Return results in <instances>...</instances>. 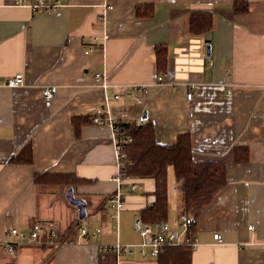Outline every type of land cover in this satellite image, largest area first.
Returning <instances> with one entry per match:
<instances>
[{"label": "crops", "instance_id": "crops-1", "mask_svg": "<svg viewBox=\"0 0 264 264\" xmlns=\"http://www.w3.org/2000/svg\"><path fill=\"white\" fill-rule=\"evenodd\" d=\"M44 1L56 10L0 0V264H99L101 249L116 244L132 249L115 264H158L148 250L142 255L137 228L155 201V181L121 177L110 119L150 121L166 145L189 132L195 162L226 164L227 185L193 226L191 264H264V0H247L243 14L234 0ZM196 11L213 15L211 31L189 32ZM158 44L168 48L165 75ZM18 73L25 84L7 86ZM49 87L52 100L43 96ZM98 117L104 124L93 122ZM76 118L90 121L77 128ZM27 144L32 162H16ZM238 147L249 150L247 163L235 162ZM37 174L77 181L37 185ZM70 187L86 202L83 220L66 198ZM117 192L125 207L113 216ZM183 221L181 205L169 211L166 224L180 239ZM36 223L53 225L56 236L7 252L9 231Z\"/></svg>", "mask_w": 264, "mask_h": 264}, {"label": "trees", "instance_id": "trees-1", "mask_svg": "<svg viewBox=\"0 0 264 264\" xmlns=\"http://www.w3.org/2000/svg\"><path fill=\"white\" fill-rule=\"evenodd\" d=\"M144 11V10H143ZM138 9L137 16H152L153 11L143 12ZM234 11L246 13L247 0H234ZM213 15L209 12L196 11L190 15L189 32L202 35L213 29ZM157 71L165 75L168 68V48L165 44L155 46ZM87 118L74 119L75 126L80 128L89 123ZM126 130V137L132 139L124 148L125 165L122 168L124 177L152 178L155 181L153 205L140 212V222L160 226L169 220V173L172 170L176 189L182 196L181 217L191 218L192 228L188 236L193 237V226L200 215L208 208L217 194L227 185L224 163H198L193 159L191 134L187 132L178 137L174 144H160L156 140L155 128L150 121L137 123H120ZM33 160L32 145L27 144L15 158L16 162L30 163ZM249 150L245 147L235 149V162L247 163ZM77 178L72 175L41 174L35 176L37 185L72 184ZM193 250L185 245L167 247L157 257L158 264H191ZM117 255L112 251L101 249L99 264H115Z\"/></svg>", "mask_w": 264, "mask_h": 264}, {"label": "built area", "instance_id": "built-area-1", "mask_svg": "<svg viewBox=\"0 0 264 264\" xmlns=\"http://www.w3.org/2000/svg\"><path fill=\"white\" fill-rule=\"evenodd\" d=\"M34 8H42L47 12H53L56 10V7L49 6L45 3L44 0H39L38 4L34 6ZM162 81V78H159ZM95 81L97 84L103 83V76L101 74L95 75ZM25 84V77L24 74L18 73L9 81L7 82V86L9 87H19ZM134 90H138V88H134ZM56 95V88L49 87L44 89L43 96L47 100H52ZM128 96L129 92L125 91L124 94H118L115 96L116 99H120L123 96ZM192 93H188V99L192 98ZM94 123L97 124H104V120L101 118H94ZM110 125L113 128V133L115 137L116 143V153L118 159V165L120 170L121 177H124L122 173V168L125 165V154L124 148L125 146L132 141L131 138L126 137L125 133L126 130L119 125V122L110 119ZM133 190H135V186H133ZM111 209L113 211V216H118L119 213L124 209L125 202L124 196L117 192L113 197L110 199ZM193 220L191 218H187L183 221L182 227L185 231L184 237L182 239L179 238L178 234L172 229V227L168 224H162L160 226H152L151 224H138L137 228L139 233L143 239L142 243L139 245L141 249L142 255L145 257L147 256V250L149 251V255L152 257H157L164 249L171 246H178V245H185L190 247L192 250H195L198 246L197 239L193 236H188L189 230L192 228ZM249 229H253V226H250ZM56 227L53 225H49L45 227L40 223H36L30 230L22 231L20 229H13L9 231V234L15 239L13 242H6L5 248L7 252L14 253L17 246L24 245V244H31L36 243L41 235L45 233H49L52 237L56 236ZM88 227L84 225L81 228V233L83 235L87 234ZM101 230H97V233H100ZM214 239L217 241H221V235L215 234ZM105 251H112L115 252L116 255L119 257L123 254L130 253L132 247L129 245H121L116 244L113 246L103 247Z\"/></svg>", "mask_w": 264, "mask_h": 264}, {"label": "water", "instance_id": "water-1", "mask_svg": "<svg viewBox=\"0 0 264 264\" xmlns=\"http://www.w3.org/2000/svg\"><path fill=\"white\" fill-rule=\"evenodd\" d=\"M207 53L208 54L210 53L209 48ZM142 119L143 120L147 119V112H144ZM66 198L72 205H74L78 209L80 219L83 220L86 217V208H87L86 202L83 199L76 198L73 189L71 187L68 188L66 191ZM138 223L139 221L137 222V224Z\"/></svg>", "mask_w": 264, "mask_h": 264}, {"label": "rangeland", "instance_id": "rangeland-1", "mask_svg": "<svg viewBox=\"0 0 264 264\" xmlns=\"http://www.w3.org/2000/svg\"><path fill=\"white\" fill-rule=\"evenodd\" d=\"M171 179L169 186V204H170V213L174 212V209L179 208L182 204V196L180 192L176 189V182L171 170Z\"/></svg>", "mask_w": 264, "mask_h": 264}]
</instances>
